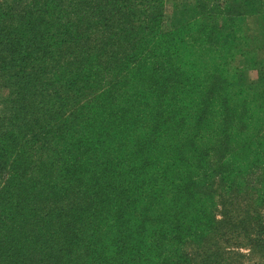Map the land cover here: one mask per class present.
Here are the masks:
<instances>
[{
  "label": "trees",
  "instance_id": "trees-1",
  "mask_svg": "<svg viewBox=\"0 0 264 264\" xmlns=\"http://www.w3.org/2000/svg\"><path fill=\"white\" fill-rule=\"evenodd\" d=\"M163 2H0V57L18 91L52 73L42 93L70 113L53 152L76 149L66 175L96 216L83 264H264V77L241 85L235 65L262 68L264 0H196L169 32Z\"/></svg>",
  "mask_w": 264,
  "mask_h": 264
},
{
  "label": "rangeland",
  "instance_id": "rangeland-1",
  "mask_svg": "<svg viewBox=\"0 0 264 264\" xmlns=\"http://www.w3.org/2000/svg\"><path fill=\"white\" fill-rule=\"evenodd\" d=\"M8 1L12 4L14 0ZM163 4L165 32L200 19L196 0H164ZM260 8L264 12V6ZM12 23L13 19L7 21L8 26ZM246 24L250 33L255 27L254 19L248 17ZM251 37L254 43L249 55L253 56L254 48L261 45V40L260 35ZM6 57H0V151L8 165L6 171L0 173V264H83L86 240L96 230V216L91 215L93 205L86 202L81 183L73 184L66 175L71 165L67 166V162L76 149L71 154L66 150L53 152L62 141L56 127L64 129L71 121L66 119L70 113L58 101H52L49 93H42V83L48 81L52 73L47 74L49 77L44 76L43 82L31 78L25 80L27 87L18 91L13 86L15 77L10 80L12 74L9 73L10 65L4 61ZM4 65L9 69H4ZM235 65L242 69L241 85H255L264 77V62L258 77H253L248 70L246 56H237ZM27 70L28 74L31 70ZM44 134L48 137L50 150L40 148L41 144L36 140L44 138ZM55 137L58 139L50 142V138ZM54 142L57 144L53 145ZM17 156L26 163L23 176L10 182L9 168L16 164L12 163ZM61 157L60 163L53 162ZM16 201L19 206L13 203ZM237 252L248 254L244 249ZM245 262L254 263L247 259Z\"/></svg>",
  "mask_w": 264,
  "mask_h": 264
},
{
  "label": "crops",
  "instance_id": "crops-1",
  "mask_svg": "<svg viewBox=\"0 0 264 264\" xmlns=\"http://www.w3.org/2000/svg\"><path fill=\"white\" fill-rule=\"evenodd\" d=\"M256 21H257V26L255 29V33L260 35V40H261V49H260V53H259V58L264 60V32H262L260 34L261 27L264 26V19L262 15H257L256 16ZM250 73H253L252 76L253 77H258L259 76V72L257 70H251Z\"/></svg>",
  "mask_w": 264,
  "mask_h": 264
}]
</instances>
